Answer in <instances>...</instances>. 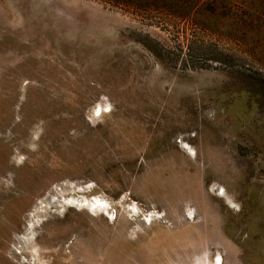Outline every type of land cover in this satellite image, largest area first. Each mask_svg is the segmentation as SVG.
Wrapping results in <instances>:
<instances>
[{
  "label": "rangeland",
  "instance_id": "rangeland-1",
  "mask_svg": "<svg viewBox=\"0 0 264 264\" xmlns=\"http://www.w3.org/2000/svg\"><path fill=\"white\" fill-rule=\"evenodd\" d=\"M190 6L0 0V264H264V0Z\"/></svg>",
  "mask_w": 264,
  "mask_h": 264
},
{
  "label": "trees",
  "instance_id": "trees-1",
  "mask_svg": "<svg viewBox=\"0 0 264 264\" xmlns=\"http://www.w3.org/2000/svg\"><path fill=\"white\" fill-rule=\"evenodd\" d=\"M106 2L113 4L115 6L123 7L127 6L129 8H135V7H145V10L150 11V9L155 8L157 10H161V13H158V16H155V18L158 19L157 23L164 24L162 22H166V19L163 18H183L181 14H177L176 10H183L187 7H191V2L194 0H105ZM257 15H260V12L256 13ZM163 20V21H162ZM245 23H248L244 20ZM253 22V21H252ZM258 23V22H257ZM250 31H254L253 29L246 30V31H228L226 33V46H229V43L235 42L238 46V48H241L243 46V43L246 42V38L248 37V34ZM252 43L254 41V38L251 36ZM228 48V47H227ZM225 49L224 52H222V60L225 62L231 64L236 62L237 57L232 53L231 49ZM214 59V58H213ZM218 60V59H216Z\"/></svg>",
  "mask_w": 264,
  "mask_h": 264
},
{
  "label": "bare ground",
  "instance_id": "bare-ground-1",
  "mask_svg": "<svg viewBox=\"0 0 264 264\" xmlns=\"http://www.w3.org/2000/svg\"><path fill=\"white\" fill-rule=\"evenodd\" d=\"M106 104V103H105ZM108 107V106H107ZM95 111H96V113L97 114H95V112L93 113V115H97V117L98 118H100L105 112H109V111H111V108H102V107H96L95 108ZM186 147V146H185ZM182 148V147H181ZM187 148V147H186ZM191 153V152H190ZM195 154V153H194ZM194 157V156H193ZM88 187L86 186H80V187H78L77 189H76V193L77 194H71V193H68L67 195H65V197H67V196H73V197H75V196H77L78 197V195L80 196L81 195V197L83 198V200H80L81 202L79 203V204H76V205H69V207H75V208H81V209H86V210H88L91 214H101V215H105V216H107V213H109L108 211L110 210V211H112V209L114 210V208L111 206V205H106V202H104V200L102 199V198H100V197H98V196H90V197H88V196H86L84 193H85V191H86V189H87ZM94 195V194H93ZM217 195H223V192L222 191H220ZM72 197V198H73ZM77 199V198H76ZM80 199V198H79ZM74 201H76V200H74ZM83 204H87L88 205V207H83L84 205ZM126 204V203H125ZM83 205V206H82ZM131 205V204H130ZM81 206V207H80ZM231 207V206H230ZM109 208V209H108ZM80 210V209H79ZM58 212V211H57ZM128 212H129V214H131L132 216H136V215H139V211L137 210V208L135 207V206H129V210H128ZM148 215L149 216H154V217H156V216H159V215H157V214H153V213H151V214H149L148 213ZM148 215H146V219L148 220H151V217L149 218V216ZM161 216V215H160ZM159 216V217H160ZM195 216L193 215V218H194ZM143 222V221H142ZM147 223V222H146ZM153 223V222H152ZM152 225V224H151ZM34 251L35 250H33V251H31L32 253H31V255H29V258L31 259V264H35V258H34V255H33V253H34ZM221 255V254H220ZM219 260H221V257L219 256ZM216 264H219V261H217V263ZM221 264V263H220Z\"/></svg>",
  "mask_w": 264,
  "mask_h": 264
},
{
  "label": "flooded vegetation",
  "instance_id": "flooded-vegetation-1",
  "mask_svg": "<svg viewBox=\"0 0 264 264\" xmlns=\"http://www.w3.org/2000/svg\"><path fill=\"white\" fill-rule=\"evenodd\" d=\"M94 111H95V110H94ZM111 112H112V110L109 111V112H105L103 115L110 114ZM103 115H102V116H103ZM102 116H101V117H102Z\"/></svg>",
  "mask_w": 264,
  "mask_h": 264
},
{
  "label": "crops",
  "instance_id": "crops-1",
  "mask_svg": "<svg viewBox=\"0 0 264 264\" xmlns=\"http://www.w3.org/2000/svg\"><path fill=\"white\" fill-rule=\"evenodd\" d=\"M94 112H96V111H94ZM96 114V113H95ZM95 117H97V115H94Z\"/></svg>",
  "mask_w": 264,
  "mask_h": 264
}]
</instances>
